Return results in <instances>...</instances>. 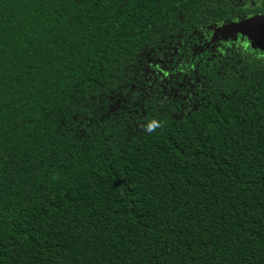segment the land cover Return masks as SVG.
<instances>
[{
    "label": "trees",
    "instance_id": "obj_1",
    "mask_svg": "<svg viewBox=\"0 0 264 264\" xmlns=\"http://www.w3.org/2000/svg\"><path fill=\"white\" fill-rule=\"evenodd\" d=\"M264 0H0V264H264Z\"/></svg>",
    "mask_w": 264,
    "mask_h": 264
},
{
    "label": "water",
    "instance_id": "obj_2",
    "mask_svg": "<svg viewBox=\"0 0 264 264\" xmlns=\"http://www.w3.org/2000/svg\"><path fill=\"white\" fill-rule=\"evenodd\" d=\"M234 30H244L251 44L264 52V17L258 16L247 23L229 27Z\"/></svg>",
    "mask_w": 264,
    "mask_h": 264
}]
</instances>
